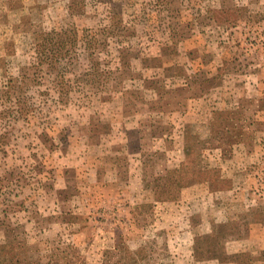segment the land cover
<instances>
[{"label":"rangeland","instance_id":"374dc122","mask_svg":"<svg viewBox=\"0 0 264 264\" xmlns=\"http://www.w3.org/2000/svg\"><path fill=\"white\" fill-rule=\"evenodd\" d=\"M0 264H264V0H0Z\"/></svg>","mask_w":264,"mask_h":264},{"label":"trees","instance_id":"16d2710c","mask_svg":"<svg viewBox=\"0 0 264 264\" xmlns=\"http://www.w3.org/2000/svg\"><path fill=\"white\" fill-rule=\"evenodd\" d=\"M117 28V26H114ZM113 28L105 26L103 28L96 29H83L82 38L85 41L86 45L91 49L95 48L99 44H105L106 36L108 34H113ZM100 35V36H97ZM76 41V32L73 31L71 36V44L74 46ZM74 51V49L71 47ZM68 48L67 38L64 39L61 36H57L56 33H49L43 35L36 44V59L39 64H51L58 67L57 73H63V69L67 68V63L70 60V55L67 56L68 52L72 51ZM63 60H66L64 68H59L58 65H61ZM98 71V62H90V71L89 74L92 76L95 75Z\"/></svg>","mask_w":264,"mask_h":264}]
</instances>
